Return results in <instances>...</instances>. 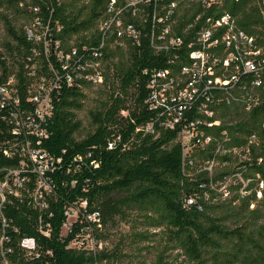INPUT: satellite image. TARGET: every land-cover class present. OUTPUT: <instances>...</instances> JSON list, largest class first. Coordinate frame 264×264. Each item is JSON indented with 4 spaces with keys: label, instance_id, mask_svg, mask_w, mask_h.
Masks as SVG:
<instances>
[{
    "label": "trees",
    "instance_id": "trees-1",
    "mask_svg": "<svg viewBox=\"0 0 264 264\" xmlns=\"http://www.w3.org/2000/svg\"><path fill=\"white\" fill-rule=\"evenodd\" d=\"M110 2L0 0V23L8 37L0 48V85L14 79L20 101L17 110L34 111V105L27 102L30 85L41 78L51 81L55 73L64 76L58 53L67 55L77 49L82 55L84 48L98 46L99 26ZM116 2L117 9L127 6L126 0ZM157 3L162 2L152 0L149 7L139 6L142 12L136 16L132 8L122 12L123 21L140 30L139 45L127 40L113 47L114 38L107 39L101 100L89 112L92 130L83 139H78L83 125L77 112L85 109L86 90L94 87L87 82L73 87L64 82L54 93V112L42 125L45 138L19 128L10 109L0 110V184L11 171L21 169L22 161L28 165L21 173L23 186L15 187L10 181L14 193L6 192L5 202L0 203V264H125L131 254L120 247L92 251L70 248V244L86 235L97 245L104 244L107 228L126 220L133 208L139 210L141 223L163 228L167 244L191 264H264V187L260 188L264 185V106L247 113L237 105L223 107L221 127L208 131L213 137L210 146L193 149L186 159L177 143L178 130H164L158 124L153 134L142 130L156 120L146 103L151 76L164 70L176 75L187 62L194 33L183 31L200 12L186 8L174 17V32L184 44L157 53L151 44ZM227 10L243 30L256 34L254 27L260 23L256 8L244 2L231 4ZM157 12L159 18L164 17ZM36 18L50 28L47 54L44 41L37 43L26 34ZM20 21L24 24L19 25ZM55 42L60 43L58 51L52 48ZM253 136L258 143L249 147ZM225 139L229 140L227 150H250V160L218 156L215 148ZM27 144L53 160V168L44 177L50 191L41 188V199L36 194L39 175L24 151ZM213 158L221 163L209 171L207 162ZM227 184L230 196L223 198L221 190ZM82 202L86 208L81 209L80 219L63 235L66 210ZM95 213H99V223L91 224L87 217ZM153 235L137 233L134 239L142 244ZM3 236L8 240L1 243ZM27 239L34 242L35 250L22 246ZM158 263L169 264L162 257Z\"/></svg>",
    "mask_w": 264,
    "mask_h": 264
},
{
    "label": "built area",
    "instance_id": "built-area-1",
    "mask_svg": "<svg viewBox=\"0 0 264 264\" xmlns=\"http://www.w3.org/2000/svg\"><path fill=\"white\" fill-rule=\"evenodd\" d=\"M116 1L111 0L107 16L100 23L102 37L98 46L93 50L84 48L82 55L77 49H72L67 55L58 53L57 57L63 63L64 76L55 73L51 81L41 78L29 86L27 102L34 105L32 113L16 109L20 101L16 96L13 78L5 85H0V110L10 109V115L17 121L19 128L29 130L39 138L47 137L42 125L54 112V93L59 91L62 83L65 82L68 87L77 85L79 81L87 82L94 87L104 84L103 53L109 37L114 38L113 47H120L127 40L139 45L140 30L134 24L125 23L122 12L126 8H132L133 15H139L142 9L138 7H149L152 0H126L127 6L124 9H117ZM161 2L154 5L155 13L152 19L154 29L151 44L157 53L170 51L184 44L183 38L174 32L175 22H172L174 17H179L186 8H195L200 12L192 21L186 23L183 31L184 34L194 33L188 45L191 52L187 62L176 75L164 70L155 71L151 76L146 103L156 114V120L148 123L142 130L147 134H153L156 124L164 130H178L177 143L181 146L186 159L193 149L210 146L213 137L208 135V131L221 127L223 107L237 105L247 113L264 106V0H161ZM244 2H248L250 7L259 11L260 23L254 27L255 35L243 30L238 24V18L227 10L231 4ZM158 10L164 13V17H158ZM35 12L37 13V9ZM42 24L40 18H36L34 24L26 28V34L30 40L37 43L44 41L47 54L51 49V44L47 41L50 28L49 25L45 27ZM159 27L160 33L157 35L156 29ZM57 31L60 32V28ZM52 48L58 51L60 43L55 42ZM31 75H36L35 67L31 68ZM262 127L264 129V123ZM223 136H226V133ZM225 142L229 140L225 139L223 144H218L215 148L218 156L234 155L240 162L250 160V150H227ZM257 143V137L253 136L248 146H256ZM25 148L24 151L34 165V171L39 175V189L36 194L41 199L39 191L41 188L50 191L44 177L45 172L53 168V160L51 163L44 153L32 149L31 144H27ZM220 163L216 158L208 161L209 171ZM222 164L228 165L229 162L223 161ZM27 168L26 162L22 161L21 169L11 171L6 181L0 184L1 204L5 202L6 192L14 193L10 181L13 180L15 187L23 186L25 179L21 177V173ZM263 187L261 184L260 188ZM221 192L223 198L230 196L228 184ZM258 197H262L261 192L258 193ZM85 208L86 202H82L80 206L66 210L67 222L64 228H67V232L73 223L80 219L81 209ZM87 219L91 224H98L99 213L88 216ZM45 234L48 236L49 230ZM7 240L3 236L1 243ZM90 241L94 243V249L87 247ZM22 246L30 252L35 250L32 240H24ZM101 246L102 244L97 245V242L87 235L70 244V248L92 251L102 249Z\"/></svg>",
    "mask_w": 264,
    "mask_h": 264
},
{
    "label": "rangeland",
    "instance_id": "rangeland-1",
    "mask_svg": "<svg viewBox=\"0 0 264 264\" xmlns=\"http://www.w3.org/2000/svg\"><path fill=\"white\" fill-rule=\"evenodd\" d=\"M18 23L19 25L24 24L23 21ZM7 41L8 37L4 25L0 23V48ZM125 47L123 46V48ZM103 86L86 90L89 98L86 102V107L83 111L77 112V117L83 125L78 139H83L92 130L89 112L91 109L96 108L97 102L101 100ZM139 214V210L133 208L127 211L126 220H119L115 227H108L106 230V242L101 247L108 248L109 250L120 247L124 252L128 250L131 258L127 262H124L125 264H159L158 262L161 257L163 258V263L191 264L179 251L173 250L167 244L163 228L152 229L150 226L141 223L142 218H140ZM66 232L67 228H64L63 234H66ZM144 232L154 234L151 241L142 244L136 243L134 239L135 235ZM87 247L94 249V243L88 242ZM134 249H141L142 252H135Z\"/></svg>",
    "mask_w": 264,
    "mask_h": 264
}]
</instances>
